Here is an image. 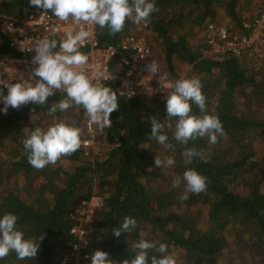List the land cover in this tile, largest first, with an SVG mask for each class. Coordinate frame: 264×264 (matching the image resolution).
<instances>
[{
    "label": "trees",
    "instance_id": "obj_1",
    "mask_svg": "<svg viewBox=\"0 0 264 264\" xmlns=\"http://www.w3.org/2000/svg\"><path fill=\"white\" fill-rule=\"evenodd\" d=\"M263 4L264 0H155L159 11L143 29L159 80H200L207 113L219 118L226 133L215 144L203 137L181 145L167 127L163 132L174 150L148 139L150 118L167 120L169 87L153 97L117 95L111 126L103 132L96 126L92 133L93 153L90 145H81L72 155L38 170L28 162L26 136L64 120L81 129L82 140L85 110L73 105L49 116L48 107L65 98L55 93L45 106L0 111V216L15 214L17 230L40 245L32 259L18 260L10 252L0 264H70L61 263V258L71 251L75 236L70 229L75 225L88 236V258L80 264H91L97 250L107 252L113 264H123L134 258L133 245L140 239L166 244L167 255L177 251L172 255L177 264H264V62H258L264 57L212 53L203 33L208 23H215L230 34L245 35L248 28L243 24ZM31 8L36 7L29 0H0V15L19 16ZM137 26L126 20L123 31L115 35L96 26L98 44L116 45ZM126 54L118 51L113 63ZM116 83L112 78L104 86L115 91ZM192 114L201 115L194 104ZM185 147L203 150L207 162L194 157L185 163ZM156 155L162 160L171 156L175 164L157 168ZM187 169L206 177L207 186L199 194L187 193L185 200L183 180L177 188L172 182ZM93 195L100 197L101 205L89 218L71 217L78 202ZM125 216L133 217L136 227L117 238L112 230ZM161 255L148 250V264Z\"/></svg>",
    "mask_w": 264,
    "mask_h": 264
},
{
    "label": "clouds",
    "instance_id": "obj_2",
    "mask_svg": "<svg viewBox=\"0 0 264 264\" xmlns=\"http://www.w3.org/2000/svg\"><path fill=\"white\" fill-rule=\"evenodd\" d=\"M29 4L43 9V14L51 12L60 21L71 18L74 23L83 22L88 27H80L75 34L67 32L66 38L59 44L47 36L29 41L32 47L27 50L35 52L32 63L37 66L27 79L21 77L20 82L11 84L0 81V103L4 106L0 111L6 114L9 107L19 109L28 104L45 106L48 99L59 90L65 94V98L48 107L49 116L55 117L57 111L64 112L73 105L82 107L89 118V124L96 125L103 132L111 126L110 115L118 109L117 92L99 82L93 83L92 78L80 70L89 58L79 49L93 35L94 25L101 29L107 28L111 35L123 31L129 19L135 24L144 23L146 26L151 14L159 11L155 0H29ZM56 30V27L51 28L52 33ZM24 49L21 47V50ZM96 76L107 79V75L99 71ZM169 87L172 91L166 95L167 120L162 122L156 116L150 118L149 140H156L166 149L174 150V146L168 143V135L163 132L165 127L172 131V138L181 145L203 137H208L209 144H215L219 136L226 135L219 118L207 113L206 98L198 78L179 79L169 84ZM2 88H7V95L3 94ZM193 104L198 107L201 115L192 114ZM23 147L30 165L40 170L49 164H56L61 157L75 153L81 147V129L64 120L57 121L46 130L37 127L23 140ZM182 155L187 164L194 157L207 162L203 150L195 147H185ZM154 163L157 168L171 167L175 160L171 156L162 160L156 155ZM181 180L185 184L182 199L188 198L187 193L206 191L207 178L194 169H187L182 177H174L172 188L179 187ZM17 220L18 217L12 213L0 216V260L10 252H14L18 260L32 259L37 255L39 243L25 239L24 233L16 228ZM136 223L133 217L125 216L120 226L112 230L113 235L118 238L122 233L131 232ZM133 248L136 250L134 258L124 260L123 264H148L150 249L162 254L159 258L153 256L151 264H177L172 255L166 254L168 246L164 243L140 239ZM91 264H113V261L108 259L107 252L97 250L91 255Z\"/></svg>",
    "mask_w": 264,
    "mask_h": 264
},
{
    "label": "built area",
    "instance_id": "obj_3",
    "mask_svg": "<svg viewBox=\"0 0 264 264\" xmlns=\"http://www.w3.org/2000/svg\"><path fill=\"white\" fill-rule=\"evenodd\" d=\"M43 13V9L31 8L19 16L0 15V81L11 84L20 82L21 77L27 79L32 69L37 66L32 63L35 52L27 50L32 47L29 41L47 36L50 40L55 39L59 44L66 38L67 32L71 31L75 34L80 27H88L83 22L74 23L71 18L60 21L50 12ZM243 26L248 28L245 35L230 34L224 26L208 23L203 32L208 45L207 49L218 54L230 53L263 58L264 4L253 15L252 20L245 22ZM52 27H56L55 33H52ZM95 28V25L92 26L93 35L79 49L89 58L88 63L80 70L91 77L93 83L99 82L104 86L106 82L114 78L117 82L115 91L122 97L146 95L162 89L161 80L157 76L158 66L151 57L147 38L143 32L144 23L139 24L135 31L125 36L116 45H99ZM21 47L25 49L21 50ZM123 50L127 54L113 63L116 53ZM97 71L105 73L107 79L97 78ZM2 91L7 95V88H2ZM55 93L63 92L56 90ZM83 127L86 137L81 140V145L83 147L90 145L93 149L91 136L96 125H90L89 118L86 116ZM100 205L101 199L98 196L81 199L71 212V217L78 221L87 220L92 211ZM70 233L75 236V240L71 244L69 254L62 256L61 263L80 264L81 259L87 257L88 236L80 225L73 226Z\"/></svg>",
    "mask_w": 264,
    "mask_h": 264
},
{
    "label": "rangeland",
    "instance_id": "obj_4",
    "mask_svg": "<svg viewBox=\"0 0 264 264\" xmlns=\"http://www.w3.org/2000/svg\"><path fill=\"white\" fill-rule=\"evenodd\" d=\"M217 21H220V20H217ZM257 60H259V59L257 58ZM258 62H264V58L259 60ZM185 71H186V67L184 66L180 70V74H184ZM161 87H162V89H160L159 91H157L155 93H148V94H146V96H152L153 97V96H156V95H161L163 93L162 92L163 90H167L169 88V83L167 82V80H161ZM94 150H96L95 144H94V148L92 149V153H93ZM200 226H202V223H200ZM177 253H178L177 251H173L171 255L175 256V255H177ZM224 259L227 260V259H230V257L226 256ZM239 264H243L242 261Z\"/></svg>",
    "mask_w": 264,
    "mask_h": 264
}]
</instances>
